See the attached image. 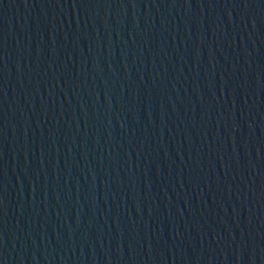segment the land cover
I'll list each match as a JSON object with an SVG mask.
<instances>
[{
	"label": "water",
	"instance_id": "water-1",
	"mask_svg": "<svg viewBox=\"0 0 264 264\" xmlns=\"http://www.w3.org/2000/svg\"><path fill=\"white\" fill-rule=\"evenodd\" d=\"M0 264H264V0H0Z\"/></svg>",
	"mask_w": 264,
	"mask_h": 264
}]
</instances>
